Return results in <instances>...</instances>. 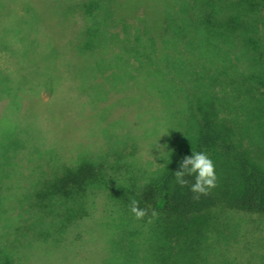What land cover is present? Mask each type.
I'll use <instances>...</instances> for the list:
<instances>
[{
    "label": "trees",
    "instance_id": "1",
    "mask_svg": "<svg viewBox=\"0 0 264 264\" xmlns=\"http://www.w3.org/2000/svg\"><path fill=\"white\" fill-rule=\"evenodd\" d=\"M44 3L36 6L44 41L65 51L77 94L96 103L118 93L114 102L135 104L136 118L152 123L140 120V132L124 114L100 109L93 130L108 151L76 145L68 160H43L40 150L33 167L1 164L0 264H29L32 250L49 245L74 260L85 230L98 251L77 264H264V0ZM27 40L35 55L44 50ZM11 128L1 133L0 156ZM192 151L205 152L217 174L198 200L195 174L184 187L174 177ZM132 197L147 210L143 219L131 213Z\"/></svg>",
    "mask_w": 264,
    "mask_h": 264
},
{
    "label": "rangeland",
    "instance_id": "2",
    "mask_svg": "<svg viewBox=\"0 0 264 264\" xmlns=\"http://www.w3.org/2000/svg\"><path fill=\"white\" fill-rule=\"evenodd\" d=\"M41 3L45 5L44 0H41ZM39 4L40 0L39 2L38 0H0V125L2 124L0 139L1 133L9 129V126L13 127L12 130L16 128L15 134L7 139V144L10 145L0 156V165L11 159H17L26 162L27 167H33L38 163L35 155L40 150L44 152L43 160L51 154L56 157L63 156L68 160L72 150L77 148L76 145H81L79 152L87 149L102 153L104 150L108 151L109 147L102 142L101 135L95 136L93 130L94 122L99 119L96 111L100 109L107 113L112 111L109 117L124 114L122 116L124 124L138 126L140 132L142 127L140 120L146 121L145 117L136 118L135 104L126 105L120 100L114 102L119 96L118 93L111 94L107 100L96 103H86V97L77 94L74 90L75 72L68 68L66 70L63 64L67 59V55L63 53L65 51H54L50 42L44 41L49 38V31L43 27V22L37 19L36 6ZM20 37L25 39L20 40ZM26 38L40 40L44 50L35 55L32 45L28 40L25 41ZM65 38L66 35L61 37L60 45ZM42 52L47 55L49 53L53 62L46 63V56ZM64 69L66 71L63 77H53V73L62 75L61 71ZM17 95L20 98L18 106L12 104L8 106L11 98L14 99ZM9 114L11 118L8 120L2 118ZM150 123H152L151 119L145 122V126ZM87 142L89 146L85 148ZM138 143L143 144L139 139ZM145 144L146 141L144 147L138 150L142 155L141 162L149 152V147ZM45 149L48 151L46 152ZM130 149L122 148V152H128ZM151 152L154 153V150ZM122 157L129 160L130 156ZM43 165L46 167V162ZM20 183L24 184L25 180ZM92 235L89 230H85L81 233V238L73 236L75 242L82 241L79 244L82 249L75 259L81 257L80 261L89 262L94 258L98 248L89 242ZM68 237H71V233ZM49 246L44 251L40 248L32 250L28 263L77 264L70 256L69 258L74 260L63 259L61 251L49 252L51 249ZM84 251L86 254L83 253Z\"/></svg>",
    "mask_w": 264,
    "mask_h": 264
},
{
    "label": "clouds",
    "instance_id": "3",
    "mask_svg": "<svg viewBox=\"0 0 264 264\" xmlns=\"http://www.w3.org/2000/svg\"><path fill=\"white\" fill-rule=\"evenodd\" d=\"M156 147L162 152L160 145L157 144ZM193 174H195V182L191 184L190 190L195 194L194 199L198 200L201 195H208L210 190L217 186L215 164L205 152L192 151V155L185 156L180 163L179 170L174 172L175 181L181 187L187 186L189 181L185 177ZM130 199L131 213L136 219H143L147 215V210L139 207V202L134 197ZM158 215L159 213L153 209L151 216L157 217Z\"/></svg>",
    "mask_w": 264,
    "mask_h": 264
}]
</instances>
